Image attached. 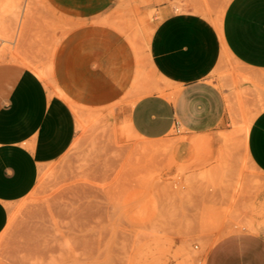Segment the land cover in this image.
<instances>
[{"label": "crops", "instance_id": "0c3cea01", "mask_svg": "<svg viewBox=\"0 0 264 264\" xmlns=\"http://www.w3.org/2000/svg\"><path fill=\"white\" fill-rule=\"evenodd\" d=\"M45 2L72 23L35 66L50 65L53 87L34 66L0 65V232L10 203L74 138L76 106L120 98L117 125L146 142L183 128L184 137L168 141L176 161L230 156L264 175V0ZM18 7L9 0L6 11ZM244 124V137H221ZM196 145L205 148L197 154ZM205 264H264V236H224Z\"/></svg>", "mask_w": 264, "mask_h": 264}, {"label": "rangeland", "instance_id": "374dc122", "mask_svg": "<svg viewBox=\"0 0 264 264\" xmlns=\"http://www.w3.org/2000/svg\"><path fill=\"white\" fill-rule=\"evenodd\" d=\"M8 1L0 0V65L38 66L72 23L45 0H13L24 5L18 16L6 11ZM119 101L74 107L77 125L85 126L76 127L62 153L42 163L31 189L8 206L0 264H205L224 236H264V175L230 156L176 161L168 141L184 137L182 127L156 142L120 133ZM228 126L221 137H244L241 125ZM204 148L194 147L196 153Z\"/></svg>", "mask_w": 264, "mask_h": 264}, {"label": "bare ground", "instance_id": "6f19581e", "mask_svg": "<svg viewBox=\"0 0 264 264\" xmlns=\"http://www.w3.org/2000/svg\"><path fill=\"white\" fill-rule=\"evenodd\" d=\"M23 7L24 6H22V7H18L17 9H16V11H14L13 12V14L15 15V16H18L19 15V12L21 13L22 11H23ZM24 13V12H23ZM19 18V17H18ZM133 37V36H132ZM132 39V38H131ZM1 40V39H0ZM5 39H3V41H4ZM7 40V39H6ZM133 40V39H132ZM226 51V50H225ZM18 58V57H17ZM33 69L36 71V73H38V75L40 76V77H42V78H44L43 80H45L46 81V84H48V86L49 85H52V81L50 82V80H48V77L50 78V76H48V72H49V70H50V65H47V66H43V67H33ZM136 80V79H135ZM44 81V82H45ZM137 82V81H136ZM49 83H51V84H49ZM138 83V82H137ZM133 85V84H132ZM134 85H136V83L134 84ZM52 87V86H51ZM135 87V86H134ZM77 108V107H76ZM77 111H78V109H76ZM79 112H82V111H78V113ZM90 112V111H89ZM89 112H87V113H89ZM94 112H96L97 113V110L96 111H94ZM93 112V113H94ZM87 113H84V115H86ZM92 113V111L89 113V114H91ZM81 114V113H80ZM83 114V113H82ZM110 114V113H109ZM78 115V114H77ZM81 116V115H80ZM96 116H98V115H96ZM105 116V115H104ZM82 117H84V116H81V118ZM86 117V116H85ZM91 117H92V115H91ZM78 118H80V117H77V119ZM93 119V118H92ZM102 120V119H101ZM78 121H79V119H78ZM88 122V121H87ZM83 123H84V121H83ZM83 123H79L78 125H77V127L78 126H82L83 125ZM82 124V125H81ZM83 126H85V125H83ZM118 126V128H116V129H119V132L120 133H125V132H133L129 127H124V126H119V125H117ZM246 129H247V125H245L244 124V126H243V131H244V133L246 134ZM118 132V131H117ZM114 133V132H113ZM133 133H136V132H133ZM137 135H138V133H137ZM243 135V134H242ZM207 136V135H206ZM208 138L207 139H209L210 138V136H207ZM245 138H246V136H245ZM225 139V138H224ZM245 140V139H244ZM209 141V140H208ZM191 142V141H190ZM245 142V141H244ZM246 143V142H245ZM134 144H136V143H134ZM140 145H141V143H139ZM137 145V144H136ZM133 146V145H132ZM246 146V145H245ZM133 148H136V146H134ZM132 148V149H133ZM143 148V147H142ZM201 148V147H200ZM133 150H135V149H133ZM141 150V149H140ZM147 150V149H146ZM156 150V149H155ZM245 150H246V148H245ZM132 151V150H131ZM130 152V151H129ZM138 152H139V150H138ZM142 152V151H141ZM141 152H140V154H141ZM133 153V152H132ZM131 152H130V154H132ZM137 153V152H136ZM244 153H245V151H244ZM198 154V153H197ZM133 155V154H132ZM134 155H135V152H134ZM134 155H133V158H135L134 157ZM248 155V154H247ZM130 156V155H129ZM195 157H197V156H195ZM150 158V157H149ZM153 158V157H152ZM174 158V157H173ZM247 158V157H246ZM250 159V158H249ZM135 160V159H134ZM252 162V161H251ZM250 164V163H249ZM221 167V166H220ZM232 172V171H231ZM238 173V172H237ZM240 174V173H239ZM229 176V175H228ZM237 179V178H236Z\"/></svg>", "mask_w": 264, "mask_h": 264}]
</instances>
